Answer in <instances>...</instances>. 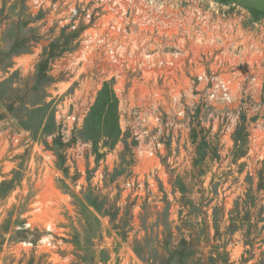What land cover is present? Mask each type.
<instances>
[{
  "label": "rangeland",
  "instance_id": "obj_1",
  "mask_svg": "<svg viewBox=\"0 0 264 264\" xmlns=\"http://www.w3.org/2000/svg\"><path fill=\"white\" fill-rule=\"evenodd\" d=\"M211 1L168 0L149 15L154 22L142 11L121 26L135 39L147 38L143 26L161 27L201 54L198 72L218 26L264 22L262 13ZM66 13L63 0H0V264H264V116L253 120L246 101L243 110L229 106L226 127L213 116L202 125L197 104L193 126L171 142L146 139L138 151L120 117L153 100L143 87L155 83L86 48L85 34L113 36L115 14L99 11L84 29L67 26ZM195 26L208 32L203 43L192 38ZM56 41L63 51L37 82L36 65ZM199 100L187 93L181 103Z\"/></svg>",
  "mask_w": 264,
  "mask_h": 264
},
{
  "label": "built area",
  "instance_id": "obj_2",
  "mask_svg": "<svg viewBox=\"0 0 264 264\" xmlns=\"http://www.w3.org/2000/svg\"><path fill=\"white\" fill-rule=\"evenodd\" d=\"M38 1L41 0H34L35 3ZM63 3L67 9L64 21L71 27L84 26L85 29V26H93L99 11L115 14L110 26L113 36L105 35V38L85 34L86 48L95 46L108 62L115 65L120 63L123 68L130 66L131 76L146 77L155 83L154 88L143 87V96L148 99L146 96L153 94L157 105L153 100L134 106L129 104V109L120 117L122 122L123 116L122 129L129 132L127 134L133 143L139 144L138 151H143L141 144L146 143V139L156 144L171 142L178 128L185 124L187 127L190 124L193 126L197 104L202 105L199 111L207 116L205 122L202 120V125L210 124L209 116H213L214 125L226 127L229 106L237 103V111L243 110L246 101L252 103L249 108L254 112L251 116L253 120L255 116L256 120L264 116V22H260V26H257L258 21H254V26H218L206 43L208 49L203 53L206 66L196 72L195 61L198 58L200 60L201 54L195 59V53L188 48L184 50L185 47H181L178 42L170 41L161 27L143 26L144 31L139 29V35L147 38L135 39L130 38L135 30L128 29L130 26H121L129 21L135 23L133 14L142 11L146 22H154L149 15L164 12L168 0H63ZM208 3L213 5L211 0ZM215 5L216 12H220L223 17L228 16L226 4L215 2ZM231 7L243 9L233 5ZM201 27H194L192 38L198 34L201 39L197 40L203 43L205 39L203 31L200 33ZM120 33L126 42L118 39L122 36ZM244 67L252 68L249 76L245 75ZM180 73H187V85L178 80ZM115 75L123 77L124 74L116 72ZM117 89L121 91L120 87ZM187 93H195L200 100L193 107L184 108L181 102ZM147 152L152 154L151 149ZM125 184L128 187L130 185L128 181ZM137 186L138 183L136 189Z\"/></svg>",
  "mask_w": 264,
  "mask_h": 264
},
{
  "label": "trees",
  "instance_id": "obj_3",
  "mask_svg": "<svg viewBox=\"0 0 264 264\" xmlns=\"http://www.w3.org/2000/svg\"><path fill=\"white\" fill-rule=\"evenodd\" d=\"M71 36L73 37V35H70L69 37H65L64 45H67V43L71 40V38H72ZM57 46H59L58 41L51 44L50 47L48 48L47 53H45L44 57H42L39 60V62L37 63V65H36V76H35L37 82H40L45 78H48L46 72L48 71L50 61L53 58H55V56H57L59 53H61L63 51V50H61L59 53H56ZM103 92L106 93L107 91L104 90ZM237 141L238 140L236 139L235 143ZM185 255L187 256L188 254H185ZM185 255L183 254V256H185Z\"/></svg>",
  "mask_w": 264,
  "mask_h": 264
},
{
  "label": "crops",
  "instance_id": "obj_4",
  "mask_svg": "<svg viewBox=\"0 0 264 264\" xmlns=\"http://www.w3.org/2000/svg\"><path fill=\"white\" fill-rule=\"evenodd\" d=\"M227 4L235 5L237 7L247 9L251 12H259L264 14V0H221ZM191 26H187L186 29H190ZM213 26H207V31L213 32ZM208 37V32H203Z\"/></svg>",
  "mask_w": 264,
  "mask_h": 264
}]
</instances>
